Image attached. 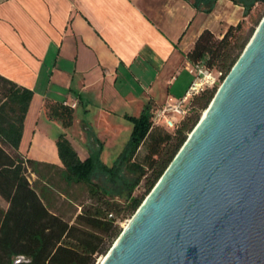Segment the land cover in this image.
<instances>
[{
  "label": "crops",
  "instance_id": "1",
  "mask_svg": "<svg viewBox=\"0 0 264 264\" xmlns=\"http://www.w3.org/2000/svg\"><path fill=\"white\" fill-rule=\"evenodd\" d=\"M204 8L193 0H0V75L33 91L19 153L61 167L64 134L81 159L100 142L103 160L109 141L123 143L127 116L183 95L186 53L200 33L221 37L244 11L232 0ZM55 102L73 109L69 127L46 115Z\"/></svg>",
  "mask_w": 264,
  "mask_h": 264
},
{
  "label": "water",
  "instance_id": "2",
  "mask_svg": "<svg viewBox=\"0 0 264 264\" xmlns=\"http://www.w3.org/2000/svg\"><path fill=\"white\" fill-rule=\"evenodd\" d=\"M98 264H264V15Z\"/></svg>",
  "mask_w": 264,
  "mask_h": 264
},
{
  "label": "trees",
  "instance_id": "3",
  "mask_svg": "<svg viewBox=\"0 0 264 264\" xmlns=\"http://www.w3.org/2000/svg\"><path fill=\"white\" fill-rule=\"evenodd\" d=\"M232 1L243 7V17H246L257 0ZM213 2L193 0V5L198 8L202 3L204 11L209 12ZM242 30V20L228 26L221 38L203 30L186 53L187 60L202 62L212 69H223L227 74L245 43V38L238 33ZM212 93L213 90L206 89L192 101L205 97L206 103ZM32 95L31 89L0 75V197L8 203L6 210L0 209V264H12L20 256L23 261L18 264H98L122 230L119 221L132 216L186 139L185 132L195 120L188 117L189 114L171 131L152 127L150 110L155 106L146 102L138 116H127L132 123L131 133L111 165L101 160L100 142L96 151L81 159L67 137L59 134L56 139L62 164L59 167L40 164L18 151ZM45 110L48 117L59 119L63 127L72 124L71 107L55 102L47 103ZM143 144L146 153L141 161H137L138 149ZM35 165L55 167L68 185L85 186L87 203L82 205L72 223L51 210L50 187L42 186L37 192L29 183L24 172L30 168L38 175ZM120 166L137 175L123 202L91 180V173L97 169L107 171L113 177ZM142 179L145 180V192L133 195Z\"/></svg>",
  "mask_w": 264,
  "mask_h": 264
},
{
  "label": "rangeland",
  "instance_id": "4",
  "mask_svg": "<svg viewBox=\"0 0 264 264\" xmlns=\"http://www.w3.org/2000/svg\"><path fill=\"white\" fill-rule=\"evenodd\" d=\"M254 2L256 0H253ZM264 15V1L257 0L252 8V11L246 17L240 19L243 21V30L242 32H238L241 34L242 37L245 38V43L241 50L239 51V55L242 52L244 46L248 42L249 38L251 37L252 33L256 29L257 25L259 24L261 18ZM239 20V21H240ZM221 38V37H218ZM185 80H191L192 75L189 74L187 70V66L185 67ZM222 71L223 77L221 81L214 87L209 88L208 90H213L212 96L210 99L205 103V97L194 99L191 103V110H190V117L192 120H195L190 129H188L186 133V138L192 128L200 119L204 109L209 104L211 98L215 94L216 90L218 89L219 85L221 84L222 80L226 76L223 69H217ZM184 91H181L179 95H182ZM131 112V111H130ZM128 120V119H127ZM191 120V121H192ZM128 127L129 131L124 132L122 134L121 139L119 140L120 143H125L129 137L130 131L132 129V123L128 120ZM110 144H113V141H109ZM122 144H119L115 148L108 147L105 149V155H103L102 162L111 165L116 156L118 155L119 151L121 150ZM180 148V147H179ZM178 151V150H177ZM146 153L145 144L139 147L136 160L141 161L143 156ZM34 169L38 172V175L28 168L24 175L28 179L29 183L40 192L42 186L50 187V192L48 194V200L50 203V208L53 212L60 214L64 219L70 221L71 223L74 221V218L77 213L80 212L81 207L83 204L87 203V192L85 186L82 184H73L68 185L64 180L61 178L60 174L58 173L59 170L57 168L49 166V165H35ZM136 174L128 172L123 166H120L116 170L115 176H111L107 173V171L97 169L91 173V180L99 183L103 188L107 189L110 194L113 196L114 199L118 200L119 202H123L127 197L128 187L131 185L132 182L136 179ZM145 180L142 179L136 186L133 195H141L145 192L144 186ZM146 196V195H145ZM8 207V203L0 197V209L6 210ZM129 218L126 217L125 219L119 221V227L125 225V222Z\"/></svg>",
  "mask_w": 264,
  "mask_h": 264
},
{
  "label": "built area",
  "instance_id": "5",
  "mask_svg": "<svg viewBox=\"0 0 264 264\" xmlns=\"http://www.w3.org/2000/svg\"><path fill=\"white\" fill-rule=\"evenodd\" d=\"M187 70L192 75V79L183 95L178 98H169L150 110L152 127H162L168 131L177 128L180 122L190 114L193 98L204 90L216 86L223 77L222 71L209 68L202 62H189Z\"/></svg>",
  "mask_w": 264,
  "mask_h": 264
},
{
  "label": "bare ground",
  "instance_id": "6",
  "mask_svg": "<svg viewBox=\"0 0 264 264\" xmlns=\"http://www.w3.org/2000/svg\"><path fill=\"white\" fill-rule=\"evenodd\" d=\"M204 110H205V109H204ZM203 112H204V111H203ZM125 224H126V222H125ZM102 258H103V257H102ZM102 258H101V260H102ZM101 260H100V261H101ZM100 261H99V263H100Z\"/></svg>",
  "mask_w": 264,
  "mask_h": 264
}]
</instances>
